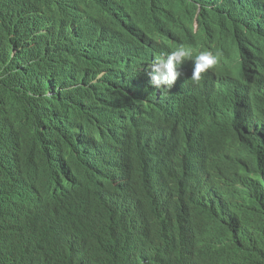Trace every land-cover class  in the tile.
Instances as JSON below:
<instances>
[{"label": "clouds", "instance_id": "clouds-1", "mask_svg": "<svg viewBox=\"0 0 264 264\" xmlns=\"http://www.w3.org/2000/svg\"><path fill=\"white\" fill-rule=\"evenodd\" d=\"M81 5L91 17L101 21L105 29L102 36L99 24H96L95 53L89 54V26L85 28V93L81 92L79 70L81 18L68 12L65 15L63 8L51 5L45 11V16L39 17L44 24L39 29L34 24L28 38L24 40L36 41L40 75L43 70L47 71L49 87L41 81V76L39 82L31 85L29 103H24L22 108L16 110L6 99H2L5 109L0 114L3 118L0 264H86L92 259L96 248L111 251L121 239L119 230L105 220L107 206L113 204L118 213L123 210L131 212L141 206L143 197L130 188L136 184L123 178V172L120 171L123 166L121 157L126 159L125 151L132 139L148 136L154 128L159 129L169 123L166 117L159 119L157 109L149 111L146 103H141L131 88L132 73L127 58L131 44L142 40L161 49L152 55L151 62L142 69L141 78L143 87L158 96L166 95L163 92H168L180 83L184 75L180 69L188 63H193L194 67L191 79L199 82L202 74L214 69L222 56L214 42L206 40L204 32L200 31L198 5L191 24L186 23L182 16L175 15L174 11H171V15L147 12L143 5L138 6L137 1L131 17L124 19L107 14L103 9H100L102 17L99 19L98 0L92 8L94 13L88 2ZM138 16L149 22L146 25L139 24ZM63 17L67 20V35L61 28ZM55 22H58L57 27ZM73 28L76 29L77 48L75 74L70 70L65 71L73 65L70 52ZM65 36L67 52L63 51L66 45L62 39ZM182 36L185 40L180 41L178 38ZM199 37L202 40H192ZM55 39L58 43H54V46L58 47V51L53 50ZM21 46L24 54L16 57L17 48L14 47L10 58H20L24 69L28 60H31L32 65L34 55L25 52V46ZM102 46L105 53L100 54ZM230 57L242 64L238 51H230ZM55 70L59 79L57 112L52 104L54 98L51 97V79ZM135 73L138 74L137 70ZM63 75L66 77L65 124L61 104ZM91 76H94V88L90 92ZM3 92L4 85H0V99ZM74 96L75 109L71 110ZM45 99H48V111L45 109ZM248 101L249 104H245L236 100L233 104L236 109L227 111L237 113L244 128V138L261 145L264 143V112L258 113L253 102ZM23 118L27 119L25 126L20 123ZM7 126L14 127V132L9 130L7 133ZM8 142L12 147V156L6 172L4 149ZM43 153L47 154L50 164H46L45 168L42 165L47 161L43 160ZM16 154L21 156L22 161L31 164V170L34 171H31L28 178L24 177L22 170L17 174ZM193 157L191 167L184 170L174 163L173 168H165L160 172L161 182L154 179L145 181L152 189L151 197L160 204L152 206V213L164 209L173 193L178 192L176 202L182 211L188 213V217L197 213L200 207L207 206V212L214 220L204 217L203 222L207 228L209 224L224 226V230L231 234L229 240H236L237 230L242 226L239 218L243 198L238 194L228 208L223 206V201L232 176L240 173L244 165V154L233 147L230 140H214L201 146L200 152H194ZM255 175L261 177L259 173L255 172ZM174 184L176 187H173ZM251 198L255 204L263 205L258 193ZM77 205L88 208L78 216L74 209ZM87 230L96 235H107V240H99L97 244ZM140 231H137L136 239L142 238ZM130 236L135 240L133 232ZM187 261L192 264H212L210 256L198 248L191 250ZM132 262L158 264L144 255L137 256L129 263ZM217 263L233 264L232 257L219 251Z\"/></svg>", "mask_w": 264, "mask_h": 264}, {"label": "trees", "instance_id": "trees-1", "mask_svg": "<svg viewBox=\"0 0 264 264\" xmlns=\"http://www.w3.org/2000/svg\"><path fill=\"white\" fill-rule=\"evenodd\" d=\"M125 1L128 0H103V10L119 18H130L127 8L132 13L135 0ZM57 2L56 7L84 19L85 28L89 26L90 19L94 22L91 28L102 24L81 5L88 2L92 11L96 0ZM101 2L98 0L99 5ZM16 4L17 0H0L2 71L7 69L9 52L17 48L18 41L24 42L28 38L35 23L34 12L42 9L40 6L43 3L38 0H20ZM142 5L148 9L146 4ZM196 5L200 8V31L222 53L218 65L202 74L199 82L191 79L194 67L193 63H188L180 69L184 73L180 83L168 92H163L166 95L158 96L143 87L141 78L142 69L151 62L152 55L161 49L139 40L131 44L127 52L132 90L137 93L141 103H146L149 111L157 109L159 119L166 117L169 124L154 128L148 136L130 141L125 151L126 159L121 157L123 166L120 171L123 172V178L136 184L130 188L134 193H140L144 200L140 207L131 212L123 210L118 213L113 204L107 206L105 220L119 230L121 239L111 251L96 248L92 259L86 264H133L129 262L139 255L158 264H192L187 261V256L194 248L206 252L212 264H218L219 251L231 255L233 264H264V143L258 145L245 139L237 113L227 111L236 109L233 105L236 100L249 104V99L258 113L264 112V0H168L152 6L151 11L162 15H171V11H174L175 15L182 16L186 23L191 24ZM117 11L125 13L122 15ZM184 38L178 39L181 41ZM192 40L197 42L202 38ZM28 48L31 49L29 54L37 57L38 49L33 50L30 45ZM230 51H238L242 64L230 57ZM23 54L24 50L17 48L15 56ZM16 67L18 70L10 76L4 73L0 75V85H4L0 114L4 109L2 99L8 102L12 99L11 90H20L27 95V86L37 82L40 62L32 65L26 63L24 69L21 63ZM249 93H252L251 97H248ZM72 99L75 100L74 97ZM0 121H3L1 116ZM214 140H230L231 145L244 154V165L240 173L232 176L223 201V206L228 208L238 194L243 198L239 218L242 226L237 230L238 238L234 241L229 240L231 234L224 230V226L209 224L207 228L204 217L212 219L207 206L200 207L197 213L188 217V213L182 211L176 202L178 192L173 193L164 209L153 214L152 206L159 203L151 197V187L145 184L146 180L160 181V172L165 168H173L174 163L184 170L191 167L193 153L200 152L201 146ZM255 172L261 177H257ZM240 187L243 189L240 190ZM165 189L170 190L167 187ZM255 193L260 195L263 205L254 203L251 196ZM87 208L74 206L75 214L80 216ZM137 231L142 232L141 239H136ZM131 232L135 240L131 238ZM87 233L94 236L92 238L97 244L99 240H107V235H96L90 230ZM100 236L106 237L100 239Z\"/></svg>", "mask_w": 264, "mask_h": 264}, {"label": "bare ground", "instance_id": "bare-ground-1", "mask_svg": "<svg viewBox=\"0 0 264 264\" xmlns=\"http://www.w3.org/2000/svg\"><path fill=\"white\" fill-rule=\"evenodd\" d=\"M19 1L20 0H17V4L16 5L19 4ZM38 1L43 3L40 6L42 9H37L34 12L35 17H36L34 24L39 29L40 26L42 24H44V22L41 21L39 17H44L45 16V11L47 10V8H49L51 5L54 6V7H56L58 5V2H57V0H38ZM135 1H137L138 6L139 5H142V4H146L148 6L147 12H151V7L152 6H155L158 3V1H155V0H135ZM64 2L67 3V0H64ZM111 2H113V0H111ZM125 2L128 3L129 0L128 1H125ZM72 4H74V3H72ZM171 4H167V5H171ZM121 5L123 6V3ZM99 7L100 8H99L98 14H99V19H100V16L102 17V14H101V11L102 10H100V9H103L105 7V5L103 3V0L100 3ZM19 10L20 9H17L18 12H20ZM125 11L124 12L117 11V13H120V14L123 15V13H125ZM127 11L129 12L128 14H131L130 13L131 12L130 11V8H127ZM91 12L94 13L93 11H91ZM71 14H72V12H71ZM65 15H67V10H65ZM159 16L160 15H158V17ZM138 20H139V24H142V25H146L149 22L148 20H145V19L144 20H141L139 18V16H138ZM90 21H91L90 23L88 22V24H89V48H90L89 54H94L95 53L94 35H95L96 27L91 28L90 26L94 25V22L91 19H90ZM155 21H159L160 22L161 20L156 19ZM57 23L58 22H55V26L56 27H57ZM73 23H75V18L73 19ZM79 23H81L80 38H79V41H80V46H79L80 68H79V70L81 72L80 75H81V79H82L81 80V92L82 93H85V87H84V84H83L84 79L86 80L84 62L86 60L85 55L87 53V47L85 46V44H86V42H85V20L81 18V20H80ZM66 26H67V20H66L65 17H63V19L61 20V28L63 29V31L67 35ZM98 28H99V33L103 36L104 33H105V29L103 27V24H100L99 23V27ZM66 37L67 36H65L62 39V43L64 45H66V46L64 47V49H63V47L60 49L61 51L63 49L64 52H67L68 51V46H67L68 45V42H67V38ZM70 37H71L70 38L71 39V44H70L71 51L70 52L72 53L71 58L73 60V65H72V67L70 69H65V71L67 72L68 70H70V72L72 74H75L76 69H77V65H76L77 58H76V55H75V53L77 52V48L75 46V43H76V29L75 28H73V31L71 32V36ZM0 43H1V39H0ZM54 43L55 44L58 43L57 39H55L53 41V50L58 51L59 49H58L57 46H54ZM30 44H33L34 45L32 47L33 50L37 48L35 46L36 41L31 42L30 40H27L25 42L18 41L17 48L20 49V48H22L21 45H24L25 46V52L30 53L31 49L28 48V45H30ZM2 50L3 49L0 46V52H2ZM99 52H100V54L105 53V50H104L103 46L100 47ZM65 58H67V57H65ZM1 59H2V57L0 55V62H1ZM38 62H40L39 59L37 57H35L33 59V61H32V64L38 63ZM19 63H21V60L19 58H17L16 60L13 61L10 58V54H8V60L6 62L7 69L5 71H2V69L0 67V75L2 73H4L6 76H10L13 72H16L18 70V68L16 66ZM27 64H31V60H28L27 61ZM52 75H53V78L51 79V86H52V93H53V95L51 97L54 98L52 100L53 101L52 104L54 106L55 112H57L58 103H59L58 102L59 101V96L57 94V91H58V88H59V79H58V76H57V70H55ZM41 76H42V78H41ZM40 78H41V81H43L44 85L48 88L49 87V83H50V77H49V75H48V73H47L46 70H43L42 71V75H40V72L38 73V77L36 78L37 82L40 81ZM65 83H66V77L63 75V79L61 81V86H62V90H63L61 104H62V117H63L62 120H63V123L64 124L67 122L66 103L63 102L64 101V97H65V92H64ZM30 88H31V86L28 85L27 86V95L28 96L25 93H23L22 91H20V90H13V91L11 90L10 91L12 99H11V101L9 103L13 105V107H14L15 110L18 109V108H22V106L24 105V103H26V104L29 103ZM93 88H94V76H91V83H90V86H89V91L91 92L93 90ZM251 94L252 93H249L248 97H251L250 96ZM74 98H75V100L74 99L71 100L72 101L71 110H74L75 109L76 97L74 96ZM44 102H45V109H46V111H48V99L47 100L45 99ZM63 103H65V104H63ZM4 109H5V106H4ZM55 114H57V113H55ZM55 116H57V115H55ZM26 121H27L26 118H23V120L20 121V123L23 124L22 126H25L26 125V123H25ZM1 129H2V121H0V171H3V149H2V142H1L2 141ZM9 130H10V126H7L6 127L7 133L9 132ZM7 141H9V140L7 139ZM4 154H5V157H6V164H7V170H6V172H8V165L10 163V158L12 156V147L9 144V142L7 143V145H6L5 149H4ZM46 155L47 154H44L43 153V160L48 161L47 158H46L47 157ZM129 159L130 158H128V160ZM44 163L45 164L42 165L43 168L47 167L46 164L47 165H50L49 164V161H48V163H46V162H44ZM51 165L53 166V164H51ZM15 166H16V172H17V174L20 172V170H22V173L24 174V177L25 178H28V176L30 175L31 171H34L33 169L31 170V164L30 163L21 160V156L19 154H16Z\"/></svg>", "mask_w": 264, "mask_h": 264}, {"label": "water", "instance_id": "water-1", "mask_svg": "<svg viewBox=\"0 0 264 264\" xmlns=\"http://www.w3.org/2000/svg\"><path fill=\"white\" fill-rule=\"evenodd\" d=\"M10 130H11L12 132H14L15 129H14V127H10Z\"/></svg>", "mask_w": 264, "mask_h": 264}]
</instances>
